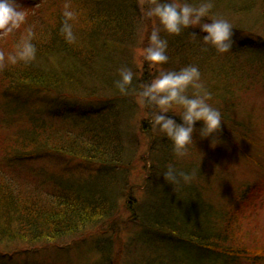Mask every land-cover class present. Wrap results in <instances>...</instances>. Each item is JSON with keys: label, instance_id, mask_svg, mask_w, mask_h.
I'll use <instances>...</instances> for the list:
<instances>
[{"label": "trees", "instance_id": "trees-1", "mask_svg": "<svg viewBox=\"0 0 264 264\" xmlns=\"http://www.w3.org/2000/svg\"><path fill=\"white\" fill-rule=\"evenodd\" d=\"M26 1L28 4L23 6L26 21L21 31L8 35L6 41L9 54H13L30 30L37 49L36 59L0 68L3 97L0 125L14 127L0 158V251L19 243L30 247L53 243L74 237L88 227H104L107 222L114 231V240H109L110 246L104 241L105 230H101L103 243L99 241L103 238H96L87 244L88 253L98 255L89 264H121L123 259L124 264H236L249 259L251 251L247 242L236 235L240 209L245 204L241 205V196H223V200L229 199V206L222 210L205 202L198 193L193 194L188 182L187 186L185 183L167 187L163 177L167 163L170 167L179 163L178 171L190 173L192 179L197 176L196 180H204L209 177L207 167L212 165L211 159L202 151L194 154L193 163L178 162L172 142L149 123L140 126L142 132H152L145 169L152 175L156 166L161 171L153 178L155 184L144 185V190L150 193L152 202L160 204L159 211L148 214L145 222L140 213L133 214L141 228L134 230V236L130 235L122 244L118 242L121 228L114 224V219L120 213L118 194L131 190L128 182L131 166L124 161V138L128 132L123 130V120L135 111L155 110L146 107L140 95L144 85L152 81L148 74L156 70L154 64L144 55L146 66L141 64L139 72L130 66L131 57L126 53L132 49L138 28H144V49L150 44L153 29H159L161 38L167 40L168 62L161 65V72L179 71L190 65L199 69L202 88L190 86L187 94L194 96L204 91L210 94L208 103L221 113L219 136L237 131L239 123L235 117L244 111L240 102L243 90L260 84L264 91V34L232 25L235 44L230 52L220 54L203 42L207 33L200 29L190 27L180 35L168 34L158 18L147 16L151 0ZM188 2L199 6L204 0ZM227 2L230 4L227 12L234 16L248 11V16L256 15L264 21V0ZM65 4L77 14L71 22L76 37L71 43L60 31ZM216 17L210 10L203 19L210 23ZM122 68L134 73L127 95H122L116 86ZM45 92L82 96L90 103L80 108L70 103V98H63L56 104L32 108L22 106L18 99L20 93ZM196 124L203 126L202 121ZM193 139L197 142L198 137L195 140L193 134ZM193 146L194 143L188 151L195 150ZM51 154L77 159L88 167L96 166L95 172L83 175L84 181L79 178L76 181L53 173L25 176L12 170L19 162ZM195 200L197 206L189 211L187 205ZM246 203L249 205V200ZM134 245L143 247L148 257L128 258ZM262 248L258 245L256 249ZM188 249L194 258L192 263L188 260ZM5 256L9 258L5 253L0 254V260ZM263 257L255 253L252 259Z\"/></svg>", "mask_w": 264, "mask_h": 264}, {"label": "rangeland", "instance_id": "rangeland-1", "mask_svg": "<svg viewBox=\"0 0 264 264\" xmlns=\"http://www.w3.org/2000/svg\"><path fill=\"white\" fill-rule=\"evenodd\" d=\"M177 2L180 3L181 1L177 0ZM211 2L212 8L210 10L217 14V17L227 19L232 25L240 26L244 29L252 28L254 31L264 34V21L257 19L256 15L248 16V11H242L245 13L234 16L227 12V10H230V4L227 0H223V2L221 0H212ZM18 3L23 7L28 4V1L22 0L21 2V0H18ZM24 11L26 12V10ZM221 11H225V13ZM251 25L253 27H250ZM195 29L200 28L195 27ZM19 31L21 29L16 30L14 33ZM143 36L144 28L139 27L135 42L131 46L132 49L126 51L131 57L130 66L134 69L138 68L139 72L143 67L141 64L144 63L143 65L146 66L142 58L146 54L145 49L142 47ZM6 37L0 36V51H3L7 56L9 54V46H7ZM153 66L156 70L152 75L148 74L150 80L157 78L162 70L161 65L154 64ZM1 73L2 71L0 75ZM259 85H253L241 93L240 102L244 111L235 117L239 123L236 132L222 134L212 144L211 138H201L199 129L202 125L196 124L195 128L197 131L194 132V136L195 140L197 137L198 140L193 146L195 150L191 149V151H188V155L178 157V162L193 163L194 154H201L204 151L208 155L206 158L211 159L212 165H208L207 167L209 177L206 176L204 180H196L197 176H195L194 179L191 178L192 181L188 182L193 190V194L198 193L205 202L222 210H227L229 206H227L229 199L223 200V196L225 195L228 197L241 196V205L245 202L244 206L240 209L239 226L236 235L238 238L242 236L244 241L247 242L246 244H248L247 247L251 251V254L249 259L242 260L236 264H264V257L256 260L252 259L255 253L258 256L264 255V91L261 90ZM1 88L0 82V117L2 114L1 110H3ZM63 98H70L71 101L69 102L80 108H84L85 105L90 103L88 99H84L82 96L65 97L53 92L33 95L20 93L18 99L23 103L22 106L36 108L46 104H56L58 103L57 101L61 102ZM137 100L140 101L141 98H137ZM92 102L95 103V100ZM138 103L141 104V102ZM180 112H182L180 107L173 106L169 112L163 114L174 119L177 123H182L179 116ZM144 122L151 125L149 112L142 109L133 112L130 116L127 115L122 124L123 130L128 132V136L124 138V150H126L124 161L131 166L128 178L131 190L118 194L119 200L117 201L120 213L116 214L117 218L114 219V224L119 229L121 228L119 230L121 234V239L118 240L119 244L127 241L130 235L134 236V230L141 228L136 223L138 221H136V217H133V214L138 215L140 213L141 220L145 222L148 221V214H154L159 211L160 204L156 205L155 202H152L148 195L150 193L144 190V185L149 184L150 186V184H155L153 178L160 175L161 171V168H157L156 166L155 172L152 175L148 174V171L145 169V166L148 165L146 163L149 154L148 142L150 144L149 138L152 132L149 130L142 132L140 130V126ZM13 132L14 127L0 125V158L3 155L6 140L13 136ZM167 165L166 167L169 168L170 165L168 163ZM177 167H179V163ZM177 167L174 168L179 170L180 168ZM95 168L96 166L88 167L81 164L77 159L68 156L63 157L51 154L43 158L19 162V164L13 165L12 170L19 175L24 174L25 176L37 173L41 177L43 173L47 172L63 178H71V180L77 181L79 178L80 181H84L86 178L83 175L94 173ZM201 184L204 185V188L200 187ZM170 186L171 184H167V187L170 188ZM122 194L125 196H122ZM246 199L249 200V205L246 203ZM187 206L189 207V211H193L194 206H197L196 200L190 202V205ZM117 222L118 224H116ZM142 229L147 231L149 228ZM101 230H105L103 236L106 240H104V237H100ZM96 238H103L99 239L100 243H103L104 240L111 246L109 240H114L112 227H108L106 222L104 227H88L77 233L74 237L68 236L58 239L53 243H38L31 247L20 243L9 245L8 247L1 248L0 254L5 253L9 258L6 256L1 258L0 264H89L98 255L92 252L88 253L87 244ZM253 244L256 245V248L258 245L263 248L259 251L252 246ZM142 249L143 247L134 245L133 251L128 252V258L131 259L130 256H136L137 259L148 257ZM128 253L125 251V254ZM187 254L188 260L191 263L194 262L190 249L187 250ZM121 264H124V259Z\"/></svg>", "mask_w": 264, "mask_h": 264}, {"label": "clouds", "instance_id": "clouds-1", "mask_svg": "<svg viewBox=\"0 0 264 264\" xmlns=\"http://www.w3.org/2000/svg\"><path fill=\"white\" fill-rule=\"evenodd\" d=\"M151 3L152 6L147 9V16L158 18L159 24L168 34L180 35L185 29L199 27L203 33H207L202 38L205 44L211 45L220 54L232 50L235 44L232 24L221 17L210 19V23L203 19L209 16L212 8L211 0H204L199 6H193L188 0H184L183 3L177 0H151ZM76 15L70 6L65 4L60 31L69 43L76 38L71 23ZM25 21L26 12L18 0H0V36L14 33ZM149 39L150 44L145 49V59L155 65L167 63L168 42L161 38L160 30L153 29ZM32 40L33 33L29 30L13 54L6 56L3 51H0V68L9 63L15 65L19 62L27 64L34 61L37 49ZM119 76L120 79L116 81V86L122 95H127L134 79V73L128 68H122ZM199 81V69L190 65L179 71L160 72L157 78L144 85L140 93L145 106L155 109L149 112L151 127L158 129L172 142L177 157L186 156L189 146L195 143L193 134L197 129L194 125L198 121L203 122V126L199 129L201 138H211L212 144L217 137L219 138L222 125L221 113L208 103L210 94L206 91L194 96L187 94L190 86L196 89L202 88ZM173 106L182 108L179 114L182 123H177L163 114L169 112ZM163 177L172 186L182 185L191 180L190 173L178 171L174 167H169L163 173Z\"/></svg>", "mask_w": 264, "mask_h": 264}]
</instances>
